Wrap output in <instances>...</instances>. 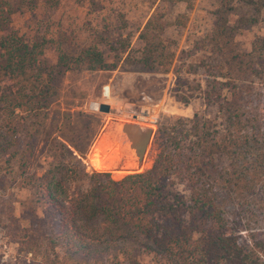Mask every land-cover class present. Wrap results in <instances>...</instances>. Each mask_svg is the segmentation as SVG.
Masks as SVG:
<instances>
[{
    "label": "trees",
    "instance_id": "1",
    "mask_svg": "<svg viewBox=\"0 0 264 264\" xmlns=\"http://www.w3.org/2000/svg\"><path fill=\"white\" fill-rule=\"evenodd\" d=\"M263 5L264 0H216L210 27L201 36L200 47H209L214 71L205 74L202 87L196 85L203 103L216 105L217 126L196 112L190 118H167L155 129L159 150L151 166L124 175L117 164L120 170L134 168L142 140L130 141L122 126L101 133L87 153V164L112 171L114 179L106 171L87 173L81 161L85 151L73 146L76 157L59 143L69 158L51 154L47 168L30 185L35 201L50 210L56 222L41 237L29 228L16 230L15 242L25 253L38 264H81L76 255L109 251L150 254L157 264H173L175 258L186 264H262L253 246L240 238L246 226L238 213L232 219L229 215L235 213V203L264 208V103L253 102L240 87L246 78L262 76L264 39L245 51L234 38L237 28L257 21ZM237 6H244L245 12L232 19ZM10 9L8 2L0 1V12ZM174 19L166 22L151 13L139 32V56L132 61L151 71L171 69L179 90L187 83L183 65L173 64L174 40L163 35L166 24H180L179 17ZM42 51V40L29 41L15 31L0 39V158L5 163L15 158L19 166L27 164L32 145L21 146L19 140L27 136L28 116L46 109L55 95V67H113L95 42L73 54L59 50L50 65L42 61ZM176 184L180 190L171 188Z\"/></svg>",
    "mask_w": 264,
    "mask_h": 264
},
{
    "label": "rangeland",
    "instance_id": "2",
    "mask_svg": "<svg viewBox=\"0 0 264 264\" xmlns=\"http://www.w3.org/2000/svg\"><path fill=\"white\" fill-rule=\"evenodd\" d=\"M0 1L11 5L10 11L0 12V39L7 32L15 31L29 41L42 40V61L46 65L55 62L59 50L73 54L91 42L96 43L104 61L113 64L110 69L103 70H89L83 66L65 70L55 67L52 73L55 95L46 109L28 116L27 136L21 135L22 140H19L21 146L25 142L32 145L27 164L19 166L15 158L5 163L0 158V178L3 179V188H0V264H38L15 242L14 233L25 227L41 237L55 224L56 216L35 201L30 185L35 182L34 177L47 168L51 154L55 152L56 158H69L68 152L59 147L60 142L76 157L79 155L74 147L85 151L81 158L84 171H106L113 178L112 171L94 170L87 164V153L101 133L115 132L122 126L125 136L136 142L149 130L134 155L135 167L120 170L121 163L117 164L116 170L124 175L151 166L159 150L155 129L167 118H190L196 112L218 125L220 116L216 105H205L196 85L199 83L202 87L205 74L214 71L209 47L205 44L200 47V41L210 27L216 0H190L188 5H172L168 0ZM244 9V6L235 7L236 12L231 18L237 16V12H245ZM151 13H159L166 22L175 21L174 16L182 21L181 24L178 19V25L166 24L163 30V35L175 43L173 64L183 65L181 72L187 83L179 90L174 88L171 69L151 71L132 61L139 56L142 46L139 32ZM234 38L238 48L245 51H252V46L264 39V5L257 21L237 28ZM240 87L248 91L253 102L264 103V72L260 77L246 78L240 82ZM103 103L108 105L107 111L98 110L99 104ZM151 117L155 119L153 123ZM107 157L105 154L102 161ZM171 188L181 189L177 184ZM252 204L235 203L232 208L235 213L229 218L238 213L246 226L245 230L239 231L240 238L253 246L264 264V208ZM249 232L255 240L250 239ZM74 259L81 264L90 261L95 264H157L156 258L142 252L133 255L109 251L86 258L76 255ZM162 262L164 260L159 259V263ZM173 264L186 263L175 258Z\"/></svg>",
    "mask_w": 264,
    "mask_h": 264
},
{
    "label": "water",
    "instance_id": "3",
    "mask_svg": "<svg viewBox=\"0 0 264 264\" xmlns=\"http://www.w3.org/2000/svg\"><path fill=\"white\" fill-rule=\"evenodd\" d=\"M99 111H107L108 110V105L103 103V104H99V106L97 107ZM149 130L146 131V134H144L143 136H141V140L145 141L147 138Z\"/></svg>",
    "mask_w": 264,
    "mask_h": 264
},
{
    "label": "built area",
    "instance_id": "4",
    "mask_svg": "<svg viewBox=\"0 0 264 264\" xmlns=\"http://www.w3.org/2000/svg\"><path fill=\"white\" fill-rule=\"evenodd\" d=\"M155 121V119L153 117H151L150 122L153 123Z\"/></svg>",
    "mask_w": 264,
    "mask_h": 264
},
{
    "label": "crops",
    "instance_id": "5",
    "mask_svg": "<svg viewBox=\"0 0 264 264\" xmlns=\"http://www.w3.org/2000/svg\"><path fill=\"white\" fill-rule=\"evenodd\" d=\"M96 139H97V138H96ZM96 139H95V140H96ZM95 140H94V141H95ZM93 143H94V142H93ZM93 143H92V144H93ZM91 146H92V145H91Z\"/></svg>",
    "mask_w": 264,
    "mask_h": 264
}]
</instances>
